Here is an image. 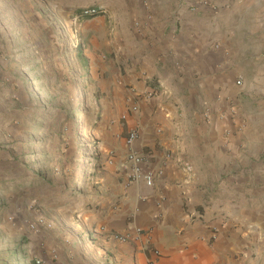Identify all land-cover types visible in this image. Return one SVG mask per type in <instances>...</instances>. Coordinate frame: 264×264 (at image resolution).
Wrapping results in <instances>:
<instances>
[{"label":"crops","instance_id":"0c3cea01","mask_svg":"<svg viewBox=\"0 0 264 264\" xmlns=\"http://www.w3.org/2000/svg\"><path fill=\"white\" fill-rule=\"evenodd\" d=\"M106 3L84 23L113 31V58L86 54L102 167L64 264H264V0Z\"/></svg>","mask_w":264,"mask_h":264},{"label":"rangeland","instance_id":"374dc122","mask_svg":"<svg viewBox=\"0 0 264 264\" xmlns=\"http://www.w3.org/2000/svg\"><path fill=\"white\" fill-rule=\"evenodd\" d=\"M107 1L0 0V264H64L88 233L104 146L87 55L115 54L113 31L103 46L80 16Z\"/></svg>","mask_w":264,"mask_h":264},{"label":"built area","instance_id":"2783aa9c","mask_svg":"<svg viewBox=\"0 0 264 264\" xmlns=\"http://www.w3.org/2000/svg\"><path fill=\"white\" fill-rule=\"evenodd\" d=\"M100 13L102 14V10L99 7L98 9L87 7V8L82 9L81 16L83 15L87 17H93V16L99 15ZM151 95L152 94H150L149 96ZM134 110L136 109L134 108ZM136 138H137V132L136 131L130 132L128 139H127V144H131ZM127 161L130 164V172L127 176L128 183L143 181L145 185L149 187L154 184V180L157 176V173L153 170L144 169V166H143L144 157L142 155L136 152H130L127 155ZM113 238L118 241H127V240L134 239V237L128 234L125 236L115 235L113 236Z\"/></svg>","mask_w":264,"mask_h":264},{"label":"trees","instance_id":"16d2710c","mask_svg":"<svg viewBox=\"0 0 264 264\" xmlns=\"http://www.w3.org/2000/svg\"><path fill=\"white\" fill-rule=\"evenodd\" d=\"M89 8H96V9H98V6L97 5H95V4H93V5H91V6H89ZM102 14L100 13L99 15H97V16H101ZM96 16H93V17H87V16H80V20L82 21V22H86V21H89V20H91V19H94ZM81 53H82V50L81 49H77V55L78 56H81ZM76 111V110H75ZM75 111H72V113L73 112H75Z\"/></svg>","mask_w":264,"mask_h":264}]
</instances>
